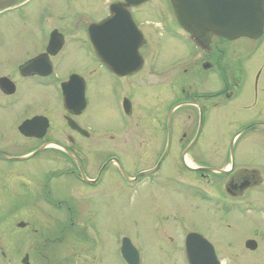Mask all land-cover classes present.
<instances>
[{
    "label": "flooded vegetation",
    "instance_id": "obj_1",
    "mask_svg": "<svg viewBox=\"0 0 264 264\" xmlns=\"http://www.w3.org/2000/svg\"><path fill=\"white\" fill-rule=\"evenodd\" d=\"M31 1L19 0L0 11V205L6 207L1 221L9 217L12 226L14 221L18 229L9 235L31 236L34 245L20 252L23 254L19 263L74 264L81 258L85 261L82 255L89 252L85 256L91 259V264H143L140 253L125 233L108 242L95 230L94 220L100 215L107 218L120 192L124 191L129 195L137 191L150 195L151 192L156 194L158 189L157 195L161 197L168 194L182 201L186 196L189 200L209 204L214 208L210 210H220L224 215L231 212L241 218L256 216L258 220L250 224L249 235L262 242L264 174L261 167L264 166L258 161L260 166L256 169L243 168V164L234 163L233 154L244 133L255 128L258 132L264 131V85L259 88L255 84L253 102L239 106V112H247L260 102L262 109L258 112V120L250 121L239 130L249 129L239 136L228 137L215 156L209 148L214 142L205 144L209 150L201 145V131L212 110L240 99L238 89L230 88L225 75L232 68H242L247 48L239 51L232 47L233 41L213 34L199 39L189 37L177 25L169 0H158L165 7L160 9V20L154 27L179 41L184 58L188 60L186 64L190 66L182 74L192 80L213 74L221 80L222 86L214 92L197 87L174 88L170 92L164 89L160 103L136 117V80L150 79L157 74L151 62L147 31L140 27L133 14L136 8L124 10L143 36L137 51L134 35L130 38L129 33L115 30L113 40H105V31L98 28L111 17L109 5L120 3V0L107 3L108 14L94 20L83 16L87 10L86 0H78L83 3L81 13L74 14L72 22L68 21L69 14H61L60 20H54L43 16V11L36 12L39 15L34 27L27 23L28 15L22 13ZM129 20L123 17L128 28ZM263 39L264 29L259 39H246L253 44L250 53L258 49ZM105 44L114 49L105 50ZM70 52H73L76 68L66 67ZM137 55L141 60L138 68ZM104 58L114 60L118 76L105 69L101 61ZM97 78L105 79L108 87L103 91L101 86L100 93L97 90L96 97L91 99L89 90ZM45 90L56 95L65 124L63 130L52 129L54 104L46 102L38 108L40 101L35 97L38 91ZM106 93L107 103L116 109L113 120L105 119L103 114ZM169 96L171 103H167ZM93 108L95 116L90 114ZM32 121V127L26 131L31 136L25 137L19 128ZM68 121L74 124L73 128ZM200 122L202 127L197 135ZM254 139V142L263 140L264 143V135L259 134ZM3 144H9L10 150L15 146L26 149L16 157L2 148ZM54 144L64 151L52 147ZM31 153H34L31 158L17 161ZM214 157H220L217 163L212 161ZM35 159L44 163L57 162L58 167L46 169L39 163L37 169L33 164L34 167L24 171L7 167L9 163ZM217 170L224 173H215ZM254 190L257 197L251 195ZM185 191L188 194L185 195ZM171 220L174 234L181 230L180 249H177L180 264H189L185 256L186 244L191 251V264H209L212 253L222 264L215 242L192 229L184 232L187 224L182 218L172 214ZM34 221H43V227L35 225ZM222 227L231 230L233 223L222 222ZM160 232L159 229L157 241L162 240ZM189 233L202 236L209 247L200 250L197 241L186 243ZM4 235L8 244L9 235ZM167 239L171 241L170 236ZM248 241L255 242L254 239L244 240L240 249L224 242L223 253L236 256L235 250L242 253L259 250L256 242L253 250L248 249ZM104 245L108 246L104 248ZM0 255L5 256L4 248L3 251L0 248Z\"/></svg>",
    "mask_w": 264,
    "mask_h": 264
},
{
    "label": "rangeland",
    "instance_id": "obj_2",
    "mask_svg": "<svg viewBox=\"0 0 264 264\" xmlns=\"http://www.w3.org/2000/svg\"><path fill=\"white\" fill-rule=\"evenodd\" d=\"M86 1L88 2L87 10L83 13V16L94 20L107 15V3H112L115 0ZM82 4L78 0H32L23 9L22 13L28 15L26 19L30 27H34V24L38 22V15L42 11L43 16H49L54 20H60L61 14H69L68 21L70 20L72 22V16L81 13ZM164 7L165 5L163 6L158 0H149L145 5L137 7L133 11L140 27L147 31L148 47L152 50V53L150 52L151 62L156 68L155 71H157V74L150 79L137 78L136 80L138 86L135 97L136 117L143 116L147 108H154V105L159 104L161 100L159 98L164 92V89H168L170 92L174 88L197 87L205 89L206 92H214L222 86L221 80L213 74L202 75L199 77L200 80H192L182 74L183 70L189 69L190 66L186 64L188 60L184 58L179 41L168 36L162 29L154 27L156 22L160 20V9ZM174 31L176 32V30ZM261 42L262 44L253 53H250V46L253 44L245 39L240 38L232 43V47H235L239 51L243 50L244 47L247 48V55H244L246 62H244L242 68H232L225 75L230 88L238 89L237 94L240 95V99L227 106L213 109L202 128L201 135L203 136V140L201 145L205 146L209 142H214L215 145L209 147L211 148L210 151H214L211 154L213 156L217 155L218 151H221V147L224 145L225 140H228V137L232 136L239 128L245 126L250 121L258 120L259 110L262 108L264 110V104L261 108L259 102L249 111L239 112V106L241 104L245 103L250 105L253 102L255 84L259 88L264 85V39ZM69 55V62L66 64V67L76 68L73 61V52H70ZM101 86L103 91L108 87L105 79L97 78L95 82H92L91 89L89 90V94H92L91 99L95 98L98 92L100 93ZM97 90L99 91L96 92ZM28 97L30 96L28 95ZM35 98L40 101L38 108H42L46 102H50L56 106L55 117L53 116L55 121L52 129L63 130L65 124L61 117L62 112L57 107L56 95L50 90H45L38 91L37 97ZM262 98L264 100L263 96ZM104 99V117L105 119L113 120L115 119L114 111L116 109L107 103V93ZM171 101V96H169L167 103H171ZM139 104L142 105L139 106ZM94 112L96 111L93 108L90 114L95 116ZM259 134L261 136L264 135V131L258 132V128H255L240 137L233 154L235 164L238 162V165L239 163L243 164V168L256 169V167L260 166L258 162L260 161L262 166H264L263 140H260L261 142H254V137H257ZM8 145L3 144L2 148L10 151V155L16 157L24 153L23 151L26 149V147L21 148V146H15L13 150H10ZM209 148L205 146L206 150H209ZM218 158L220 159V157H214L212 161L217 163ZM37 163L43 165L42 167L46 169L52 166L54 168L58 167L57 162L55 164L44 163L41 159L9 163L7 167L24 171V169L34 167L33 164H35L34 168L37 169L39 167ZM139 165L142 164L139 163ZM261 169L264 174V168L261 167ZM1 177L0 175V182ZM157 192L156 194L151 192L152 194L150 195L142 191H137L131 195L127 191L120 192V196L117 199L118 202L110 209L109 216L106 218L100 215L94 220L95 230L99 233V237L104 236L110 242L115 238L114 236L125 233L140 253L143 264H180V252L177 249H180L181 230L179 229V233L175 232L174 234V229L170 222L171 216L174 214L175 217L182 218L183 222L187 224L184 225V232H189L192 229L217 244L218 249H220L218 250L217 256L221 259L222 264H264V238L260 242V239L249 235L250 224L253 225L255 220H258L256 216L254 218H241L236 213L231 212H226L224 215L220 210L216 212L210 210L214 208L209 206V204H203L202 202L201 204L198 200H189L185 196L182 201H179L177 198L170 197L168 194H164L161 197L157 195ZM252 192V196H258L256 190ZM184 193L186 195L188 191ZM262 196H264V192ZM5 209L6 207H0V248L2 251L3 248L5 250V256L0 255V264H20L19 260L23 254L21 253L20 255V252L34 247L33 241H31V236L9 235L12 230L18 231V229L14 227V221V226H12L9 217L5 221H1L6 213ZM251 215L249 214L248 216ZM163 216L165 217L163 218ZM262 217L264 218V215ZM165 218L168 219L167 223ZM225 221L233 223L231 230L222 227V222ZM34 224L42 228L44 223L43 221H34ZM159 229L162 240L157 241ZM4 233L9 235L8 244ZM168 236L171 237V241L167 239ZM247 239H254L259 250L255 253L244 252L245 254L240 250H235L234 252L238 253L236 255L237 257L223 253L222 247H224V242H228L240 249L241 243ZM107 246L104 245V248ZM86 254L89 255V252L82 255L85 261L81 258L75 261L74 264H91V259L85 256Z\"/></svg>",
    "mask_w": 264,
    "mask_h": 264
},
{
    "label": "water",
    "instance_id": "obj_3",
    "mask_svg": "<svg viewBox=\"0 0 264 264\" xmlns=\"http://www.w3.org/2000/svg\"><path fill=\"white\" fill-rule=\"evenodd\" d=\"M19 0H0V10L13 6ZM127 4L137 6L143 3L145 0H124ZM171 4L174 10L175 18L179 25L185 32L195 38H202L208 33L217 35L220 38L226 40H235L238 38H250L258 39L263 31L264 26V0H171ZM112 17L103 22L100 30L105 31L104 39H113L115 30L120 32L129 33V37L134 35L133 27L128 28L127 24H124L123 12L116 7L110 8ZM136 41H140V34L136 32ZM138 47V43L135 45ZM105 49H112V47H106ZM110 62H105V66L114 71V60L110 59ZM65 96V94H64ZM32 122L23 124L19 130L21 133L27 135L32 125ZM70 127H74V124L68 122ZM200 128L197 135L199 134ZM241 130L237 133L240 135ZM30 136V135H27ZM21 158L18 160H24ZM197 241L198 248L204 250L206 246L209 247L205 241L196 235H189L188 242ZM246 247L250 250L255 248V243L252 241L247 242ZM188 251L189 246H186ZM189 255L191 251H188ZM209 264H218L215 261L213 255H211V261Z\"/></svg>",
    "mask_w": 264,
    "mask_h": 264
}]
</instances>
